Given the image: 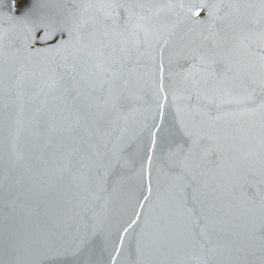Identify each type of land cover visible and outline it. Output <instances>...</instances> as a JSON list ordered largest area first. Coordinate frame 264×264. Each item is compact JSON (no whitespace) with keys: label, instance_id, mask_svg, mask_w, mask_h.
I'll return each instance as SVG.
<instances>
[{"label":"snow or ice","instance_id":"obj_1","mask_svg":"<svg viewBox=\"0 0 264 264\" xmlns=\"http://www.w3.org/2000/svg\"><path fill=\"white\" fill-rule=\"evenodd\" d=\"M163 17L172 19L165 22ZM181 24L186 30L175 39ZM16 63L41 78L45 96H52L48 143L63 150L68 160L79 157L86 171L78 168L77 173L103 184L121 172L117 183H123L128 178L121 170L139 165L133 173L139 196L132 193L136 202L131 215L110 226V264H116L126 234L141 218L137 207L143 209L151 199L154 163L157 171L163 163L180 169L172 177L178 206L199 224L195 207L188 206L191 185L184 174L231 147L213 128L220 115L208 109L220 96L255 105L246 110L261 118L257 159L264 177V0H71L48 12L39 0H0L4 80L10 79L7 71ZM3 90L10 93L11 85L3 84ZM170 98L179 141L163 134ZM178 99L186 103L180 106ZM137 113L141 119L129 134V117ZM196 193L193 187V202ZM256 195L264 207V189ZM205 221L198 232L190 228L192 240L202 253L200 264H219L215 248L208 247L211 237ZM250 232L252 238L258 236L259 246L253 244L244 258L229 264H264V214L252 222ZM88 239L85 225L63 247L41 253L36 264H81L77 257ZM140 252L138 245V264Z\"/></svg>","mask_w":264,"mask_h":264},{"label":"water","instance_id":"obj_2","mask_svg":"<svg viewBox=\"0 0 264 264\" xmlns=\"http://www.w3.org/2000/svg\"><path fill=\"white\" fill-rule=\"evenodd\" d=\"M70 2L39 0L46 12ZM205 14L206 11L202 17ZM171 19L163 17L165 22ZM185 30L186 25L181 24L175 39ZM7 75L8 80L0 75V264H36L41 253L63 247L77 234V229L82 233L85 225L89 239L77 259L81 264H110V226L131 215L136 202L132 193L139 196V180L133 174L138 163L121 170L128 178L123 183H117L121 172L103 184L97 183L95 177L81 176L76 171L80 168L79 157L68 160L63 150L48 143L47 122L53 100L51 95L45 96L47 89L42 79L33 78L19 63L13 64ZM5 83L11 85L8 94L3 90ZM177 95L181 96L182 91ZM176 103L183 106L186 101L178 99ZM254 106L238 103L227 95L208 105L213 116L221 117L213 124L216 134L231 147L220 156H213L211 162L204 161L199 168L184 174L191 185L187 190L188 206L195 207L198 225L177 203L172 177L180 169L163 163L157 171L154 163L151 199L143 209L137 207L141 218L126 234L124 250L116 264H138V245L139 264H200L202 253L193 243L190 228L195 227L198 232L205 225V218L211 237L208 247L215 248L219 264L242 259L250 246H259L258 236L252 238L250 232L252 222L264 214L256 195L258 189H264L257 159L261 118L246 110ZM175 116L170 98L165 106L163 134L179 141ZM140 119V113L129 117V134L135 131ZM245 160L250 163L245 164ZM65 168L70 171H63ZM193 187L197 189L195 202L191 200ZM85 204L89 205L86 209ZM255 258H259V253Z\"/></svg>","mask_w":264,"mask_h":264}]
</instances>
